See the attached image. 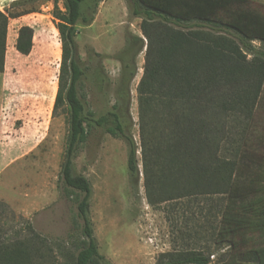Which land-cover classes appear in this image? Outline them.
Instances as JSON below:
<instances>
[{
    "label": "trees",
    "instance_id": "16d2710c",
    "mask_svg": "<svg viewBox=\"0 0 264 264\" xmlns=\"http://www.w3.org/2000/svg\"><path fill=\"white\" fill-rule=\"evenodd\" d=\"M42 1L15 0L0 10V72L9 21L36 13ZM103 1L63 0L60 8L54 0L63 60L53 116L64 107L69 125L60 180L66 190L83 196L77 208L84 240L75 264H112L99 251L90 219L91 183L74 171L91 131L102 129L123 140L129 175L133 182L140 178L130 87L138 72L136 58L145 48L138 102L149 202L221 196L216 243L229 252L219 264H264V131L256 133L252 125L264 91V3L127 0L131 15L142 20L144 38L131 37L119 55L116 103L97 114L80 95L85 72L76 59V37L78 25H91ZM33 47V28L21 27L17 52L29 56ZM164 257L159 264H211V256L196 251ZM29 258L23 242L0 246V264H31Z\"/></svg>",
    "mask_w": 264,
    "mask_h": 264
},
{
    "label": "rangeland",
    "instance_id": "374dc122",
    "mask_svg": "<svg viewBox=\"0 0 264 264\" xmlns=\"http://www.w3.org/2000/svg\"><path fill=\"white\" fill-rule=\"evenodd\" d=\"M13 1L0 0V10L10 8ZM58 3L63 8V0ZM36 8V13L9 21L5 67L15 85L14 95L22 96L16 124L35 119L33 112L38 110L43 135L32 153L0 177V246L23 242L31 264H75L84 240L77 208L83 196L66 190L60 180L69 125L64 107L53 116L63 60L61 37L53 17L54 0H44ZM141 23L131 15L127 0H104L91 25H78L76 59L85 72L80 95L97 114L116 103L122 71L119 55L131 37L144 38ZM23 26L34 30L29 56L12 46ZM255 46L263 49L259 42ZM145 52L146 48L136 58L138 72L130 87L139 180L133 182L129 175L126 143L102 129L91 131L74 164L75 173L91 183L90 219L99 251L112 264H159L167 260L165 255L192 251L209 255L211 264H219L229 252L227 245L216 243L221 196L156 206L149 202L138 102ZM252 125L256 133L264 131V91Z\"/></svg>",
    "mask_w": 264,
    "mask_h": 264
},
{
    "label": "crops",
    "instance_id": "0c3cea01",
    "mask_svg": "<svg viewBox=\"0 0 264 264\" xmlns=\"http://www.w3.org/2000/svg\"><path fill=\"white\" fill-rule=\"evenodd\" d=\"M17 37L18 34L13 38V47L16 46ZM14 89L15 85L10 81L5 67L0 72V177L24 155L32 153L43 135L40 126L44 123L36 113L38 110L33 112L35 119H25L19 126L16 124V109H20L18 101L22 96L14 95Z\"/></svg>",
    "mask_w": 264,
    "mask_h": 264
}]
</instances>
